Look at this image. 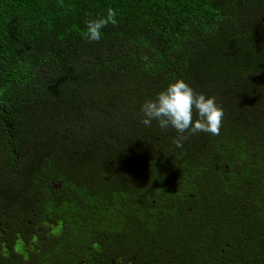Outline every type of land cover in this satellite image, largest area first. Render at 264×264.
<instances>
[{
	"label": "trees",
	"instance_id": "trees-1",
	"mask_svg": "<svg viewBox=\"0 0 264 264\" xmlns=\"http://www.w3.org/2000/svg\"><path fill=\"white\" fill-rule=\"evenodd\" d=\"M178 79L219 136L141 122ZM0 264H264V0H0Z\"/></svg>",
	"mask_w": 264,
	"mask_h": 264
},
{
	"label": "clouds",
	"instance_id": "clouds-1",
	"mask_svg": "<svg viewBox=\"0 0 264 264\" xmlns=\"http://www.w3.org/2000/svg\"><path fill=\"white\" fill-rule=\"evenodd\" d=\"M116 16V10L109 7L106 16L88 20L84 33L87 40L98 43L105 27L117 25ZM141 112L144 117L141 122L145 126L150 127L156 121L162 130L169 127L175 129L179 134L174 141L177 147H183V141L200 132L219 136L225 116L224 108L217 103L216 96L209 97L196 92L184 79L171 83L154 100H146Z\"/></svg>",
	"mask_w": 264,
	"mask_h": 264
}]
</instances>
